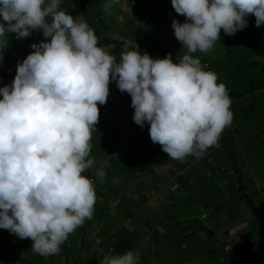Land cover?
I'll list each match as a JSON object with an SVG mask.
<instances>
[{
	"label": "clouds",
	"instance_id": "1",
	"mask_svg": "<svg viewBox=\"0 0 264 264\" xmlns=\"http://www.w3.org/2000/svg\"><path fill=\"white\" fill-rule=\"evenodd\" d=\"M118 0H105L108 12ZM60 0H0V41L40 31L10 85L0 87V229L31 240L47 257L90 219L95 203L89 140L108 85L130 96L131 119L168 158L199 156L232 121L231 100L215 73L189 53L210 50L220 31L234 35L254 17L264 24V0H170L183 22L171 21L186 50L174 62L152 58L132 42L116 57L97 46L85 21L58 10ZM6 22V23H5ZM134 125V126H135ZM206 156V155H204ZM209 157V156H207ZM209 159H211L209 157ZM102 182L103 169L95 172ZM139 251L105 255L99 264H137Z\"/></svg>",
	"mask_w": 264,
	"mask_h": 264
},
{
	"label": "trees",
	"instance_id": "2",
	"mask_svg": "<svg viewBox=\"0 0 264 264\" xmlns=\"http://www.w3.org/2000/svg\"><path fill=\"white\" fill-rule=\"evenodd\" d=\"M78 1L60 0L58 10L71 16L75 13L74 19L85 21L97 38V46L107 50L109 54L116 57L117 61L120 52L124 50L123 46L130 45L132 42L137 45L139 51L147 53L152 58L162 59L165 54H168L174 62H178L186 52L174 38L173 32L164 34L163 30L154 31L145 22L133 29H127L132 35L131 41L108 36L106 33L108 20L106 18L112 19L114 11L110 8L106 13L102 11L103 4L96 3V8H94V2ZM141 1L144 2V0ZM165 1L170 3V0ZM152 3V1H148L146 5L144 3L143 5L150 11V9L153 10ZM135 6L141 11V5L138 2L135 3ZM178 19V22H183L185 18L183 15H178ZM246 19L247 27L238 30L234 35H224L221 30L220 38H217L212 48L207 52L189 53L199 59L205 71L215 73L217 83L222 82L225 85L231 100L230 111L233 113L230 125L225 127L214 145V158L209 159L204 156L201 159L202 157H197L205 169L204 174H200L198 171L192 177L193 173L184 171L183 163L187 159H192L191 154L185 156L183 160L169 158L173 169H169V171L174 176V184L173 187H168V190L173 189L165 196L167 201L160 198L159 201H156L158 205L154 208L143 207L147 196L145 192L138 190L140 185L134 178L135 173L139 175V172H145L146 181L144 184H151L153 189L159 190L156 180L157 178L167 179V172L166 174L164 172L153 174L140 165L141 161L148 160L154 167L156 160L153 161L152 157H157V154L149 147H147L149 150L143 148L148 151V155L146 158L140 159V162L125 152L128 148L126 140L122 144L124 147L121 149L117 147L118 142L125 139L135 128L131 117L127 118V115L123 113L120 116L112 117L100 115L98 118L100 123L94 125V131L91 133L97 142V145L91 146L89 150V158L93 160V165L82 173L85 177L92 178L95 189L96 200L92 216L68 235L60 245L59 252L49 255L51 261L57 260L63 255V264H76L75 259L80 255V250H83L85 246L87 249L88 247L92 249V245L95 244L97 249H102L105 253L109 252L113 255L123 254L131 249L138 250L137 264H151L147 254H142V249L138 246L140 243H145V238L155 241L157 245L161 242L169 247L172 244H177V250L181 252L187 249L184 248V244L189 245L191 242H195L194 235L204 231L206 234L204 239H207L205 242L209 243L208 247L202 248L208 255L206 263L209 261L210 264H264L261 253L252 252L253 242L259 245L264 243V186L258 193L256 192L258 196L260 195L261 207L258 208L254 203L256 201L252 191H248L246 185L248 179L242 175V170L247 171L248 168L249 171L251 166L254 178L258 182L264 180V140L262 138L264 136V24L259 27L254 26V17L251 14ZM172 20V18L168 19L170 24ZM167 25L168 23H166L165 30H168ZM34 37H39L40 41L45 39L38 30L29 35L31 40H36ZM8 44L13 45L12 50L17 45L16 42H11L10 34L6 33V40L4 43H0V48L4 49L0 51V54H4V57H0L3 60L2 67L6 68L10 63L8 58L12 51L5 48V45ZM15 51L22 56L27 55L26 51ZM4 73L0 68L2 78L6 77ZM108 87L109 97L113 95L114 99L118 100L117 104L124 102L126 105L124 109L131 112L130 116H132L130 96L127 93H122L117 98L116 93H112L114 89L116 90L114 82H110ZM117 91L119 90L117 89ZM146 130L148 131V125ZM134 135L138 136L136 131L133 132L132 136ZM107 159L108 162L102 165L103 161H107ZM165 160H168V157L162 159V161ZM97 169L104 171L102 182H97L95 176ZM230 170H233L231 175L228 174ZM109 176L120 180L123 178L127 182L124 181V186L120 189L114 185L116 190L112 193L109 186L113 184ZM221 177H224L225 180H219L222 179ZM254 178L253 182H255ZM234 181L236 186L232 184ZM126 187L132 189L133 193H130ZM224 190L226 193H223ZM127 192L128 194H125ZM238 199H243V202L235 203ZM114 201L113 209H110L109 206ZM159 205L170 211L175 218L165 219L160 212ZM231 205H234V208H231ZM219 206H224L225 216L221 225L225 227V231L220 238L199 216V212L207 211L210 214ZM241 211L246 213L251 225L249 237L239 244L226 241V230L234 224L247 220L244 215L239 214ZM99 223L102 224V227ZM91 226L93 227L90 228ZM88 237H93V240L86 244ZM25 239H19L7 230L0 229V264H49L45 261L44 256L31 251L32 242L29 238ZM203 243L204 240L195 245L198 252L202 250ZM199 245L200 247H198ZM102 250L97 254L92 253L93 256L87 257L82 264H98V260L105 256ZM257 250L259 249L257 248ZM192 252L193 250L181 252L178 256L171 255L172 264H180V262H188L193 259ZM150 253L154 256L158 255L155 248H151Z\"/></svg>",
	"mask_w": 264,
	"mask_h": 264
},
{
	"label": "rangeland",
	"instance_id": "3",
	"mask_svg": "<svg viewBox=\"0 0 264 264\" xmlns=\"http://www.w3.org/2000/svg\"><path fill=\"white\" fill-rule=\"evenodd\" d=\"M89 1L91 3L94 2V4H95L94 8H96V3L104 4V2H105V0H89ZM148 1L153 2L152 6H151L153 8V10L150 9V11H149L145 7V5L147 4ZM136 2H138L141 5V11L136 8V6H135ZM168 2L169 1H165V0H144L143 3L145 5H143L141 0H118V2L116 4H113L111 6V10L114 11V17L110 20L108 18H106L108 20V22H107L108 27L106 29L107 35L111 36L113 38L119 39V40L125 39L128 41H131L132 35L130 32H128V30L135 28L137 25H140L142 22H145L147 24V26L150 28H153L154 31L163 30L164 34H165V32H166V34L172 33L173 30L170 26L171 24L169 23L168 19H171V18L176 19L177 22L179 19H178V14H176L174 12V10L171 7V4ZM74 15H75V13H74ZM166 23H168V25H167L168 30H165L166 29ZM9 34H10L11 42L12 41L16 42L17 45H16V48L14 50H12V48H14L13 45H10V44L5 45L6 46L5 48L8 51H10V50H12V51H10L11 56L8 58L10 60V63L8 64L7 68L5 66L2 67L3 60L0 58V68L2 69L3 72H5L4 74L6 75L5 78H2L0 75V87H3L6 84L10 85V82H11L13 76L15 75L16 64L19 61H22L23 58L25 57V56H22V54H18L15 50L26 51L28 54L31 51H33V49H31L29 47V45L32 43L39 42V40L37 42L35 40H31L29 38V36L22 38V39H17L15 37V34H13V33H9ZM38 39H39V37H38ZM4 41H0V43L1 42L4 43ZM2 50H4V49L0 48V51H2ZM0 57H4V54H0ZM108 91H109V87H108ZM118 92L119 91H117V88H116V90L114 89L112 93H116V96L118 98L119 94L123 93L121 91H120L121 93H118ZM114 98L115 97L113 95H112V97L111 96L109 97V94H108V96L106 97V103L104 105L97 104L98 118L102 114L107 115L108 117H112V116H120L122 113L124 115H127V118L131 117L130 116L131 112H129V111L127 112L124 109L126 106L125 103L121 102V103L117 104L116 101H118V100H116ZM121 111H123V112H121ZM99 123H100V119H98L96 125H98ZM147 125L148 124L145 123L143 129H141L138 125H135L134 127L136 129L134 128V130L131 131L125 139L121 140V142H118L119 144L117 147L121 149L122 147H124L122 144L127 141L126 146L128 148L125 147L126 148L125 152H127L130 156H133L138 162H140V159L142 160L143 157H145V158L147 157V155H148L147 150H149V148H150L151 151L156 152V154H157V157H152L153 161L156 160L154 167L148 162V160L143 161V162L141 161L140 165L142 167H144L147 171L149 170V172H152L153 174L156 172H160V173L164 172L166 174V172H167V175H166L167 179L161 180V179L157 178V180H156L157 185L159 187L158 188L159 190H157L156 188L153 189L151 184H146V185L144 184V182L146 181V178H144L145 172L141 171V172H139V175L135 173L134 178L136 181L139 182L138 184L140 185L138 190H142L143 192H145V194L147 196L145 206H143V207L149 209V208H154L156 205H158V202L156 203V201L157 200L159 201L160 198L162 200L167 201V198L165 196L167 195V193L170 190L173 189V188H171L168 190V187L169 186L173 187L172 185L174 184V182H173L174 176H172L170 174V171H169V169H172L171 168L172 164L169 161V158H168V160L162 161V159H166L167 154L164 153L163 151H161V147H159L160 146L159 144L153 143L150 141L149 136H148V131L146 130ZM134 131L137 132V135L139 137L136 135L132 136ZM262 138L264 140V136ZM143 141H145L146 143ZM95 144L97 145V142L95 141V137L93 135H91L90 140H89V145L91 147V146H94ZM147 147H149V148H147ZM143 148H147V150H144ZM141 149H142V151H140ZM157 150H158V152H157ZM213 153H214V146H210L203 153H201L199 156L202 157L201 159L204 158V155L209 156L210 158H214ZM186 156H188V155H186ZM199 156H193L192 155V159H187V161H186L187 163L186 162L183 163V165L185 166L184 171H189L190 173H193L192 177H194V175H196L198 171L200 174L201 173L204 174V172H205V169L202 166L201 161L198 160ZM106 162H108V159H107V161H103L102 165L106 164ZM249 168H251V169H249V171H248V168H247V171L245 169H243L242 175L243 176L245 175V178L250 180L251 183L247 182L248 180H246V185L248 187V191H252V194H253L254 199L256 201L254 203L258 206V208H260L261 207L260 198H259L260 195L258 196V194H256V192L258 193L260 191V188L264 186V180L262 182H258L256 180V178H254L253 168L251 166ZM232 173H233V170H230V172L228 174L231 175ZM248 175H249V177H248ZM110 178H111V183L113 184V185L109 186L110 192L113 193V191L116 190V187L114 185H116L119 189L124 186L125 180L123 178H121L122 180L114 179L112 176ZM221 178L222 179H219V180H221V181L225 180L224 177H221ZM253 178H254L255 182H253ZM125 182H127V181H125ZM132 183H130V184H132ZM232 184L234 186H236L235 181ZM126 189L130 193H133L132 189L127 188V187H126ZM123 192H124V190H123ZM223 193H226V191L224 190ZM125 194H128V192ZM236 198H238V197H236ZM236 198H235V200H236ZM242 202H243V199H238L235 203L241 204ZM114 203H115V201L112 204H110V206H109L110 209H113L112 205H114ZM93 207H94V205H93ZM159 207L161 208L160 212H162L165 219L169 220V219L175 218V216L172 215L171 212L168 211L165 207H161L160 205H159ZM232 207L234 208V205H231V208ZM228 210H231V209L228 208ZM223 211H224V206H222V207L219 206V207H217V209H214L213 211H211L210 214H208L207 211H204L202 213L199 212L200 213L199 216L204 219L205 224H207L209 227H211L213 233H216V236L219 238L222 237L221 234L223 235V231H225V227L221 226L223 220L225 219ZM239 214L244 215L245 219H247V217H248V216L246 217L245 212L241 211ZM129 222L133 225L131 220H129ZM99 225L102 227L101 223H99ZM250 226L251 225H250V222L248 219L241 222V223H237V224H234L233 226H230L226 230L227 231V235L225 236L226 241H231L233 243L236 242L237 244H239L241 241L247 240L249 237V234H250V231H249ZM92 227L93 226H91L90 228H92ZM160 227L162 228V226H160ZM194 236H195V240H194L195 242H191L189 245L184 244V248H187V249L184 251H181V252H190L193 250L192 254L194 255V258L189 260L188 262H180V264H210L209 261H208V263H206V259L208 260V257H207L208 255H207V252L203 251V249H202V248H205V246L206 247L209 246V243L205 242L207 239H204L206 237L205 232L200 231L199 233H197ZM24 240H26V239L24 238ZM90 240L92 241L93 237H91V238L88 237L86 239V244H89ZM144 240H145V243L144 244L140 243L138 246L141 247V249H142L141 253L142 254H145V255L147 254L148 261L151 264H161V263L172 264V261L170 258L171 255H177L178 256L181 253L179 250H177L178 249L176 247L177 244H172L169 247L167 244H163V242H161L159 245H157V243L153 240L152 241L146 240V238ZM155 240H156V238H155ZM203 240H204V243H203V245L201 244L202 250H200L198 252V248L195 245H198L197 243L203 242ZM20 242H21V240H20ZM215 245H217V244L215 243ZM92 247H93L92 249L90 247H88V249H87L85 246L83 250H80V255L75 259L76 264H82L87 259V257L89 258V257L93 256L92 253L97 254L98 252H101V250H102V249L101 250L97 249L95 244L92 245ZM198 247H200V245ZM151 248H155L158 251L157 256H154L150 253ZM257 248L259 250H257ZM195 249H196V252H195ZM131 250L135 251L134 249H131ZM102 252L105 253V251H103V250H102ZM252 252H256V253L260 252L261 258L264 259V243L259 245L256 242H253ZM105 255H113V254L106 252ZM44 258H45V261H47L49 264H63V262H64V256L63 255H61L59 257V259L54 260V261H51L49 256L44 257ZM99 261L100 260H98V264H99Z\"/></svg>",
	"mask_w": 264,
	"mask_h": 264
},
{
	"label": "crops",
	"instance_id": "4",
	"mask_svg": "<svg viewBox=\"0 0 264 264\" xmlns=\"http://www.w3.org/2000/svg\"><path fill=\"white\" fill-rule=\"evenodd\" d=\"M34 38L36 39V40H35L36 42H37L38 40L40 41V38H39V39H38V37H34Z\"/></svg>",
	"mask_w": 264,
	"mask_h": 264
}]
</instances>
